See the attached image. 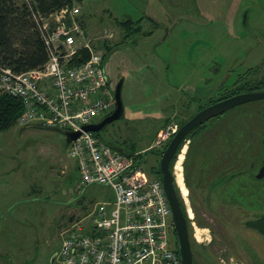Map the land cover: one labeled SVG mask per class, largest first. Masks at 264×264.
<instances>
[{
    "label": "rangeland",
    "instance_id": "1",
    "mask_svg": "<svg viewBox=\"0 0 264 264\" xmlns=\"http://www.w3.org/2000/svg\"><path fill=\"white\" fill-rule=\"evenodd\" d=\"M74 5L85 39L104 55L112 92L123 79V115L99 136L140 152L153 176L169 141L150 148L159 130L189 119L199 101L222 94L248 69H257L248 79L264 74V0H77ZM129 18L135 31L126 34L120 21ZM206 125L178 152L185 145L187 204L178 188L177 193L192 211V218L186 213L194 263L264 264V237L244 224L264 207L257 208L241 190L254 182L264 156V99L235 106ZM66 148L62 132L39 124L15 123L0 132V264H52L69 218L112 198L111 189L100 184L77 190V169L61 178L62 166L73 161Z\"/></svg>",
    "mask_w": 264,
    "mask_h": 264
},
{
    "label": "built area",
    "instance_id": "2",
    "mask_svg": "<svg viewBox=\"0 0 264 264\" xmlns=\"http://www.w3.org/2000/svg\"><path fill=\"white\" fill-rule=\"evenodd\" d=\"M48 59L40 68L16 73L0 66V95L21 100L19 126L39 124L79 131L67 145L80 190L91 184L109 187L110 200L97 201L82 217L69 220L53 254L54 264H182L171 234L172 214L161 177L153 176L139 158L126 154L83 126L115 106L103 54L85 39L78 6H65L39 18ZM81 49L84 60H75ZM175 123L159 130L150 146L168 141Z\"/></svg>",
    "mask_w": 264,
    "mask_h": 264
},
{
    "label": "trees",
    "instance_id": "3",
    "mask_svg": "<svg viewBox=\"0 0 264 264\" xmlns=\"http://www.w3.org/2000/svg\"><path fill=\"white\" fill-rule=\"evenodd\" d=\"M75 1L77 0H0V66L9 67L16 73L42 67L48 59V47L43 38L39 18H48L50 14L59 11L65 6L71 7L74 5ZM120 23L122 27L125 28L126 34H131L135 31V29L132 28L133 21L130 18L128 20L120 21ZM87 57L88 51L86 49H81L76 54L75 60H84ZM255 70L257 69H248L244 75L239 76L232 83L229 89L224 88V92L222 94L210 97L204 102L199 101L196 111L210 103L234 94L264 89V74L257 80L248 79L247 77V74H252ZM22 110L23 104L20 99L6 94L0 95V132L14 125ZM219 116L220 115H217L213 118ZM185 121L186 119L182 120L178 125L180 126ZM206 124L207 122L197 125L184 137L170 160V170H172L173 162L175 161V158L184 141L186 139H195L197 134L207 128ZM96 135L99 136V133H96ZM111 146L126 154L134 153L129 150L125 151L121 147H117L115 145ZM140 157H142L141 154L139 155V158ZM262 157L264 158L263 155ZM248 166L250 167V163ZM152 172L156 174L157 177H161L159 166L152 167ZM230 175H232V173H230ZM230 175H228L227 179L223 180L225 184L228 183L226 180L231 177ZM253 179L254 184L248 183L245 185L246 188L243 187L241 189L240 187V189L246 193L248 192L246 198L250 200L253 199L255 206L262 209L264 207V205H262V198L264 199V176L261 178L253 176ZM174 186L177 192L175 182ZM178 198L183 214L187 219L185 205L179 195ZM258 212L255 217L264 214V211L259 210Z\"/></svg>",
    "mask_w": 264,
    "mask_h": 264
},
{
    "label": "water",
    "instance_id": "4",
    "mask_svg": "<svg viewBox=\"0 0 264 264\" xmlns=\"http://www.w3.org/2000/svg\"><path fill=\"white\" fill-rule=\"evenodd\" d=\"M122 83L123 79H120L117 81L114 87V109L110 113L105 115L100 121L84 125V130H89L98 133L107 124L120 118L123 115L124 107L121 99ZM259 99H264V89L234 94L204 106L178 127V129L169 139L166 147L160 155L158 164L159 171L161 173L162 185L167 196V200L172 214L173 225L177 236V251L182 264H194V261L189 239L187 219L181 209L178 194L174 186L175 180L173 176V171L169 168L170 160L172 159L174 153L176 152L179 144L184 139V137L197 125H200L206 122L207 120L217 115H220L235 106ZM49 129H54L62 132L65 136L66 145L80 134L79 131H62L56 128ZM263 176L264 160L262 166L256 173L257 178H261ZM209 195L210 191H208L207 194V202L209 199ZM71 218L72 217H70L69 220H71ZM244 224L245 226L256 230L264 237V214H261L253 219H248L244 221ZM51 262L52 264H54L53 257H51Z\"/></svg>",
    "mask_w": 264,
    "mask_h": 264
},
{
    "label": "bare ground",
    "instance_id": "5",
    "mask_svg": "<svg viewBox=\"0 0 264 264\" xmlns=\"http://www.w3.org/2000/svg\"><path fill=\"white\" fill-rule=\"evenodd\" d=\"M185 146H183L181 152L178 154L175 162H174V165H173V176H174V180H175V184L178 188V190L180 191L181 195L183 196L184 198V201L186 202L187 204V188L185 186V183H184V176H183V157H184V151H185ZM187 206V205H186ZM187 213H188V216L190 218H192V211L190 209V207H187L186 209ZM194 237L196 238V240H200V236L199 234L197 233V231H195L194 233Z\"/></svg>",
    "mask_w": 264,
    "mask_h": 264
},
{
    "label": "crops",
    "instance_id": "6",
    "mask_svg": "<svg viewBox=\"0 0 264 264\" xmlns=\"http://www.w3.org/2000/svg\"><path fill=\"white\" fill-rule=\"evenodd\" d=\"M62 168H63V171L61 172V178L64 177V175H65L66 173H70V172H71V169H72V170L74 171V173H75L76 165H75L74 160H73V161H69V163L63 165ZM62 168H61V169H62ZM146 169H147V168H146ZM147 170H149V169H147ZM60 171H61V170H60Z\"/></svg>",
    "mask_w": 264,
    "mask_h": 264
},
{
    "label": "flooded vegetation",
    "instance_id": "7",
    "mask_svg": "<svg viewBox=\"0 0 264 264\" xmlns=\"http://www.w3.org/2000/svg\"><path fill=\"white\" fill-rule=\"evenodd\" d=\"M220 100V99H219ZM104 117V116H103ZM103 117H101L98 121H100ZM212 119V118H211ZM207 121H209V120H207ZM206 121V122H207ZM185 146V145H184ZM176 160V159H175ZM263 160H264V158H262V162H261V164H260V166L257 168V170H256V172L253 174L254 176H256V173L258 172V170H259V168L262 166V163H263ZM175 162V161H174ZM174 162H173V165H174ZM251 165H252V163H251ZM172 169H173V167H172ZM239 172H241V171H239ZM188 225V224H187ZM194 235V234H193ZM171 238H172V241H173V244H174V246H176L177 245V236H176V232H175V229H174V231L172 232V234H171ZM194 261V260H193Z\"/></svg>",
    "mask_w": 264,
    "mask_h": 264
}]
</instances>
